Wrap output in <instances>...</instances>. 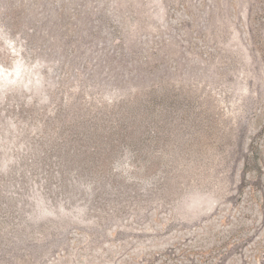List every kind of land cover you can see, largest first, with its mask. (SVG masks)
<instances>
[{"label": "rangeland", "instance_id": "rangeland-1", "mask_svg": "<svg viewBox=\"0 0 264 264\" xmlns=\"http://www.w3.org/2000/svg\"><path fill=\"white\" fill-rule=\"evenodd\" d=\"M6 84L0 264H264V0H0Z\"/></svg>", "mask_w": 264, "mask_h": 264}, {"label": "trees", "instance_id": "trees-1", "mask_svg": "<svg viewBox=\"0 0 264 264\" xmlns=\"http://www.w3.org/2000/svg\"><path fill=\"white\" fill-rule=\"evenodd\" d=\"M4 83H7V82H4ZM10 83V82H9ZM9 84H6V86H3V85H1L0 87H7ZM48 99V96H46L45 98H44V100H47ZM0 169H2V170H5V169H7V164H5V163H2L1 165H0ZM195 196H198V197H200L201 196V193H197ZM37 201H38V199H37ZM39 217H41V216H38L37 218H39Z\"/></svg>", "mask_w": 264, "mask_h": 264}]
</instances>
